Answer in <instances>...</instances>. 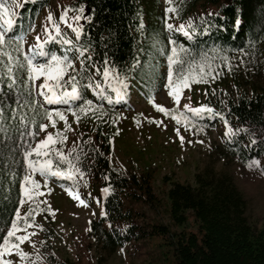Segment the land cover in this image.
<instances>
[{
	"label": "trees",
	"instance_id": "trees-1",
	"mask_svg": "<svg viewBox=\"0 0 264 264\" xmlns=\"http://www.w3.org/2000/svg\"><path fill=\"white\" fill-rule=\"evenodd\" d=\"M51 1L0 0L9 8L14 21L8 35L27 33L26 38L32 32L29 26L35 29L37 18ZM80 5H85V16H91V20L79 22L83 25L79 43L90 47L86 55H91L92 60L85 61L84 66L77 62V70L86 75L93 65L102 69L107 59L124 80L122 99L108 89L111 103L92 89H82L84 99L104 105L103 112L97 109L95 114L81 116L86 131L78 143L83 153L80 167L93 177L100 189L97 197L101 213H107L90 222V235L96 244L111 254L131 240L155 237L160 245L168 246L169 264H264V228L252 225L247 198L229 171L219 170L214 161H208L194 174L192 183L172 180L169 185L166 175L163 182L167 187L160 196L153 185V164H146L136 173L117 167L110 156L116 127L111 120L116 119L120 108L131 106L133 93L149 98L166 84L172 46L169 41L175 40L178 51L187 49L180 53L181 59L191 57L199 62L206 57L214 65L217 74L198 92L200 104L224 113L233 129L249 130L234 135L231 141L223 134L222 140L215 144L216 154L220 158H238L242 163L257 157L264 159V0H167L166 7L162 0H73L69 4L72 9ZM169 8L175 11H168ZM56 23L61 27L60 37L48 42L46 48L63 51L66 45L61 40L75 36L63 22L56 19ZM167 23L185 24L197 31L189 39L182 32L168 29ZM225 55L228 60L221 67ZM229 63L231 70L227 67ZM173 67L178 70L176 65ZM92 75L103 82L100 73L93 71ZM84 83L87 80L81 81ZM63 106L45 105L59 109ZM22 111L32 115L30 109ZM222 122L226 131L220 116H205L198 124L213 129ZM4 127L10 138L0 134V237L6 234L14 210L20 207L26 169L22 151L12 147L17 138L16 121ZM36 139H40V133ZM252 139L257 142L250 143ZM65 143L55 147L64 150ZM262 166L264 169V160ZM55 179L64 187L78 184L76 179ZM105 187L108 192L103 191ZM127 196L157 212L164 204L168 221L154 220L145 225L137 222L135 216L144 213L126 206ZM46 232L51 235L49 229ZM50 257L52 264H77L53 254Z\"/></svg>",
	"mask_w": 264,
	"mask_h": 264
},
{
	"label": "snow or ice",
	"instance_id": "snow-or-ice-1",
	"mask_svg": "<svg viewBox=\"0 0 264 264\" xmlns=\"http://www.w3.org/2000/svg\"><path fill=\"white\" fill-rule=\"evenodd\" d=\"M70 8L71 6L65 7L58 18L73 31L75 36V39L61 40V43L66 45L63 51L46 48L48 42L59 39L61 34L60 24L54 21L51 11L47 14V23L41 29L47 39H42L40 34H36L34 42L25 49L27 33L25 35H8L14 21L9 8L5 7V3L0 2V20H2L0 23V134H5L6 139L10 138L7 136L8 129L4 125L12 126V122L16 121L17 138L13 141L12 147L22 151V160L26 165L21 182L22 198L19 200V205L29 204L28 212L23 215L19 207L14 210V218L11 220L6 234L0 237V264H26L30 254L24 251L21 245L26 241L34 245V241H31L30 237L36 235L35 232H29L28 229L43 228V225H34L29 222L30 218H34L35 208L39 207L36 197L42 195L43 186L41 181L35 177L37 175L42 177L44 185L50 178L66 177L68 180L85 178V171L80 167L83 153L76 145V141H73V147L67 152L62 147H55L56 144L63 145L67 141L68 137L64 134L65 131H72L68 123V116L59 108H46L45 105L61 102L65 105H75V107H68L67 112L71 113L79 123L82 115L95 114L97 109L103 112L104 109L102 103L84 99L82 89L94 90L96 95L109 103L112 102L111 93L108 92L109 88L116 93L117 99L123 98L124 80L120 78L118 70H115L107 59H105L102 69L93 65L92 70L86 75L77 70V62L84 66L85 61L92 60L91 55H86L90 52V47L79 43L83 36V25L79 22L91 20V16H84L85 5H80L71 9L73 23L69 24L67 16ZM168 11H175V9L169 8ZM206 15H212V13ZM236 23L239 21L237 20ZM166 27L182 32L189 39L194 38L193 32L197 31L195 28H187L185 24L167 23ZM29 30L35 31L31 25ZM169 43L172 46L171 54L168 56L167 82L164 86L168 90L167 95L173 98L175 105L179 106L182 90L190 88L193 80L200 82L205 77L210 79L217 73L215 70L211 74L208 72L211 63L206 57H202L199 62L191 57L187 60L181 59L180 53L187 52V49L180 48L178 51L175 40H170ZM227 60L228 57L223 56L221 67L225 66L223 61ZM174 65L178 70L174 71ZM227 67L231 70L230 63L227 64ZM93 71L103 76V82L94 78ZM21 73L23 75H19ZM84 80H87V83L81 84V81ZM105 84L107 88L104 87ZM114 84L119 87H114ZM149 99L160 113L172 117L178 124L183 123L188 129L195 128L197 132L204 131V129L197 127L193 122H198L205 116L223 118L226 127L224 135L229 141L234 135L249 131L247 128L233 129L224 113L216 111L208 104L190 107L188 103H185L182 108L176 109L178 114H173L165 105L156 103L153 97ZM23 109H30L32 115L28 116L26 112L22 111ZM37 109L41 111L38 112ZM183 110H187V112ZM57 118L63 121V129H56ZM99 118L97 116V119ZM45 119L48 123L39 122ZM111 122L115 123V120L112 119ZM158 123L163 122L159 121ZM20 125L24 127L20 128ZM49 126L56 129L55 134L47 131ZM118 131L119 129H117ZM174 131L179 133L180 129L176 128ZM40 132H44L45 135L37 140L36 137ZM179 139L183 143L185 137L179 135ZM256 142L255 139L250 141L252 144ZM188 143L191 144L193 141L189 140ZM199 143L203 144L204 141L200 140ZM255 163L259 164V161ZM252 166L249 164V167ZM48 190L51 191V189ZM103 191L108 192L109 188L105 187ZM67 192L69 196L79 201L80 205H86V201L81 198L78 191L69 188ZM101 214L107 215L106 212ZM123 251L122 248L121 252ZM14 254L17 256V262L11 258Z\"/></svg>",
	"mask_w": 264,
	"mask_h": 264
},
{
	"label": "rangeland",
	"instance_id": "rangeland-1",
	"mask_svg": "<svg viewBox=\"0 0 264 264\" xmlns=\"http://www.w3.org/2000/svg\"><path fill=\"white\" fill-rule=\"evenodd\" d=\"M73 0H52L50 6L40 13L35 25V31L30 32L25 38L24 45L27 49L29 44L34 42L36 34L45 38L42 26L47 23L46 17L49 11L53 14V19L59 15L65 7ZM167 0H162V5L166 7ZM68 12V22L73 23L71 17L73 11ZM85 16V13L83 14ZM59 20V19H58ZM62 22V21H60ZM215 70L214 65L208 72ZM213 76H211L212 78ZM66 78V77H65ZM211 78L191 82V87L182 90L180 105L174 103L173 98L167 95V89L163 86L153 97L156 103L168 107L173 114H178L176 109L188 103L190 107L200 105L198 92L202 85L210 82ZM167 82V79H166ZM149 97V98H150ZM144 96L139 97L133 93L130 107H122L116 117V127L113 150L111 153L112 162L119 168L128 169L131 172H141L146 164L155 166L153 185L160 196L164 195L166 185L163 178L168 175L169 185L172 180L194 181V174L202 169L208 161H214L219 170L229 171L239 188L244 192L248 201V217L256 229L264 228V169L263 158H253L249 163H242L238 158H220L214 151L215 144L222 140L224 134L223 122L213 129H208L194 121L193 123L203 128L204 131L197 132L195 128L188 129L183 123H176L170 117L160 113L150 99ZM198 101V102H197ZM193 104V105H192ZM63 106L68 116V123L72 131H65L68 137L64 151L73 147V141L78 146L80 137L86 131L84 124L77 123L67 108ZM187 112V110H183ZM155 118V119H151ZM162 121L163 123H158ZM45 123H48L46 120ZM64 123L57 118L56 129H63ZM179 128L177 133L174 129ZM56 129L51 126L47 131L55 134ZM117 129L119 131L117 132ZM45 135L40 132V139ZM179 135L185 137L182 143ZM191 140L193 143L189 144ZM203 140L204 143H199ZM79 148V146H78ZM259 161V164L255 162ZM252 164V167H249ZM41 181L42 195L36 197L39 207L35 208L34 218L29 222L34 225H43V228L32 227L29 232H35L30 240L34 245L24 242L21 247L30 254L26 264H52L53 254L59 259H70L77 264H169L171 253L166 250V245H160L159 239L147 237L140 240H131L119 246L113 253L107 254L96 244L90 235V222L101 214L100 202L97 203L100 189L96 186L94 179L88 173L85 178L77 180L75 186L64 187L55 178H50L46 185L42 177H35ZM72 188L80 193L81 198L86 201V205H80L79 201L68 195L67 190ZM48 189H51L49 191ZM125 205L134 211H141L144 215L135 216L137 222L142 225L149 224L154 220L168 221V213L165 206H159V212L149 205L137 202L131 197H124ZM22 215L26 213L29 204L20 206ZM49 229L51 235L46 232ZM124 249L121 252V249ZM168 256V258L166 257ZM17 262V256L11 257Z\"/></svg>",
	"mask_w": 264,
	"mask_h": 264
}]
</instances>
